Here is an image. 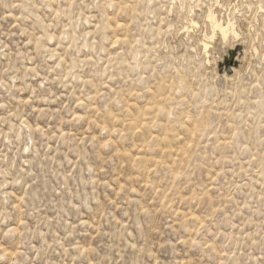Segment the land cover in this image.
I'll list each match as a JSON object with an SVG mask.
<instances>
[{
  "label": "rangeland",
  "instance_id": "374dc122",
  "mask_svg": "<svg viewBox=\"0 0 264 264\" xmlns=\"http://www.w3.org/2000/svg\"><path fill=\"white\" fill-rule=\"evenodd\" d=\"M0 264H264V0H0Z\"/></svg>",
  "mask_w": 264,
  "mask_h": 264
},
{
  "label": "bare ground",
  "instance_id": "6f19581e",
  "mask_svg": "<svg viewBox=\"0 0 264 264\" xmlns=\"http://www.w3.org/2000/svg\"><path fill=\"white\" fill-rule=\"evenodd\" d=\"M209 19L211 20V22H212V25H213V28H214V30L216 31V30H219V32H221V34L223 35V37L224 38H227L228 37V35L232 32L231 30H232V28H231V26H230V24L229 25H227V26H225L224 25V23H222V22H220V21H218V19H216V17H215V14L213 13V12H211L210 13V15H209ZM231 31V32H230ZM235 31V30H234ZM234 33V32H233ZM232 33V34H233ZM205 47V46H204ZM207 48V47H206Z\"/></svg>",
  "mask_w": 264,
  "mask_h": 264
}]
</instances>
